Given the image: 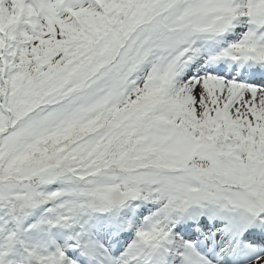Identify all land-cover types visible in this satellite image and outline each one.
<instances>
[{"label":"snow or ice","instance_id":"obj_1","mask_svg":"<svg viewBox=\"0 0 264 264\" xmlns=\"http://www.w3.org/2000/svg\"><path fill=\"white\" fill-rule=\"evenodd\" d=\"M0 264H264V0H0Z\"/></svg>","mask_w":264,"mask_h":264}]
</instances>
